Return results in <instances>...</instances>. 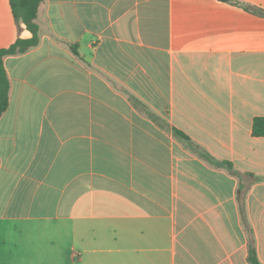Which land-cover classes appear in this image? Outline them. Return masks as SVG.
I'll return each mask as SVG.
<instances>
[{
    "label": "crops",
    "instance_id": "obj_1",
    "mask_svg": "<svg viewBox=\"0 0 264 264\" xmlns=\"http://www.w3.org/2000/svg\"><path fill=\"white\" fill-rule=\"evenodd\" d=\"M264 0H44L4 58L0 264H264ZM32 34L0 0V50ZM175 130L187 139H181Z\"/></svg>",
    "mask_w": 264,
    "mask_h": 264
},
{
    "label": "trees",
    "instance_id": "obj_2",
    "mask_svg": "<svg viewBox=\"0 0 264 264\" xmlns=\"http://www.w3.org/2000/svg\"><path fill=\"white\" fill-rule=\"evenodd\" d=\"M44 0H10L12 11L16 22H22L32 37L29 39H18L13 45L0 50V118L9 107L10 80L4 66V58L9 55L25 53L39 44V27L36 22L39 8ZM257 16L264 17V10L260 8L248 9ZM253 133L255 136L264 137V118L254 121ZM175 134L181 139L187 137L175 130ZM249 260L252 264H260L255 247L251 243Z\"/></svg>",
    "mask_w": 264,
    "mask_h": 264
}]
</instances>
